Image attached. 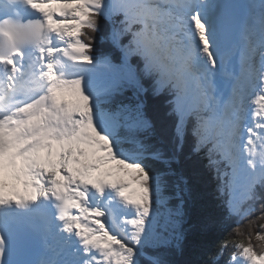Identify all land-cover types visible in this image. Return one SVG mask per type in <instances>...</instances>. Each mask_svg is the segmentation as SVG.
I'll return each mask as SVG.
<instances>
[{
    "label": "snow or ice",
    "instance_id": "1",
    "mask_svg": "<svg viewBox=\"0 0 264 264\" xmlns=\"http://www.w3.org/2000/svg\"><path fill=\"white\" fill-rule=\"evenodd\" d=\"M228 221L202 264H264V0H0V264H201Z\"/></svg>",
    "mask_w": 264,
    "mask_h": 264
},
{
    "label": "trees",
    "instance_id": "2",
    "mask_svg": "<svg viewBox=\"0 0 264 264\" xmlns=\"http://www.w3.org/2000/svg\"><path fill=\"white\" fill-rule=\"evenodd\" d=\"M101 32L98 33V36H103V41L97 40L95 42V47L97 54H108L114 63L119 62L120 52L119 49L115 47L110 39V29L111 25L107 20L101 21ZM129 37H122V42L127 43ZM133 63H135V58L133 59ZM203 183L206 189V197L207 204L206 208L213 215H216L215 205L216 202L214 200L215 196V182L212 179L210 173L203 172ZM234 226L232 221L225 222L223 224H217L210 228L206 233H203L199 236L198 242L200 243V247H198L195 251L191 249L186 251L183 257L178 259L181 260H195L201 262L210 261L211 257L215 254L216 247L219 242L225 239L226 235L231 231ZM256 239L255 233L253 234V239ZM252 239V241H253ZM233 250L230 248L227 253L223 257H221L219 264H224L225 260L228 259V256L231 254Z\"/></svg>",
    "mask_w": 264,
    "mask_h": 264
},
{
    "label": "rangeland",
    "instance_id": "3",
    "mask_svg": "<svg viewBox=\"0 0 264 264\" xmlns=\"http://www.w3.org/2000/svg\"><path fill=\"white\" fill-rule=\"evenodd\" d=\"M102 30V29H101ZM252 243H253V245L254 246H256L257 248L259 247V244H260V242L257 240V239H253V241H252Z\"/></svg>",
    "mask_w": 264,
    "mask_h": 264
},
{
    "label": "bare ground",
    "instance_id": "4",
    "mask_svg": "<svg viewBox=\"0 0 264 264\" xmlns=\"http://www.w3.org/2000/svg\"><path fill=\"white\" fill-rule=\"evenodd\" d=\"M56 229H57V228H56ZM56 243H57L56 245L59 246V241H58V240H56Z\"/></svg>",
    "mask_w": 264,
    "mask_h": 264
}]
</instances>
